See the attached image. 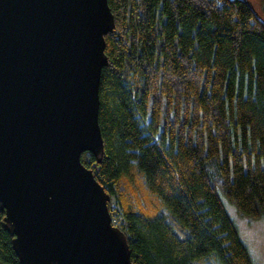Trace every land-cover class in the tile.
Segmentation results:
<instances>
[{
	"label": "trees",
	"instance_id": "trees-1",
	"mask_svg": "<svg viewBox=\"0 0 264 264\" xmlns=\"http://www.w3.org/2000/svg\"><path fill=\"white\" fill-rule=\"evenodd\" d=\"M107 2L103 155L80 160L131 264H253L223 200L264 218V21L247 0ZM3 217L0 264H20Z\"/></svg>",
	"mask_w": 264,
	"mask_h": 264
},
{
	"label": "water",
	"instance_id": "water-1",
	"mask_svg": "<svg viewBox=\"0 0 264 264\" xmlns=\"http://www.w3.org/2000/svg\"><path fill=\"white\" fill-rule=\"evenodd\" d=\"M107 0H0V211L20 264H131L99 163Z\"/></svg>",
	"mask_w": 264,
	"mask_h": 264
},
{
	"label": "rangeland",
	"instance_id": "rangeland-1",
	"mask_svg": "<svg viewBox=\"0 0 264 264\" xmlns=\"http://www.w3.org/2000/svg\"><path fill=\"white\" fill-rule=\"evenodd\" d=\"M257 16L264 21L260 0H247ZM223 200V199H222ZM225 209L235 222L239 236L246 245L253 264H264V218L252 219L240 214L229 202L223 200Z\"/></svg>",
	"mask_w": 264,
	"mask_h": 264
}]
</instances>
